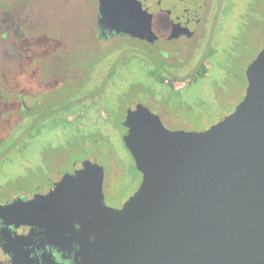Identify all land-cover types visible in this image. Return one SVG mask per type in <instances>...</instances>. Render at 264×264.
Here are the masks:
<instances>
[{
    "label": "water",
    "instance_id": "95a60500",
    "mask_svg": "<svg viewBox=\"0 0 264 264\" xmlns=\"http://www.w3.org/2000/svg\"><path fill=\"white\" fill-rule=\"evenodd\" d=\"M131 3L98 0L101 35L144 36ZM245 78L233 112L203 131L127 109L122 142L141 181L120 209L104 204L103 167L86 158L48 194L1 205L0 220L69 234L76 264H264V46Z\"/></svg>",
    "mask_w": 264,
    "mask_h": 264
},
{
    "label": "flooded vegetation",
    "instance_id": "af4514ba",
    "mask_svg": "<svg viewBox=\"0 0 264 264\" xmlns=\"http://www.w3.org/2000/svg\"><path fill=\"white\" fill-rule=\"evenodd\" d=\"M89 2L90 4L93 2L96 14L91 17L92 20H83L84 24H90V33L87 39H78L77 43L82 41L85 44L87 41H93L91 44L95 48V54L91 62L93 63L91 70L99 65L97 56L110 57L109 62L106 60L101 66V72L109 75L119 71L126 72L129 59L131 57L136 59L132 71L142 79L137 82L143 84L147 81L149 85L143 88L141 93L143 95L141 99L146 104L136 101L131 105L140 103L152 114L157 115L160 121L165 119L179 122L180 125L174 127V130L208 129L209 126L191 127L193 116L188 119L172 116L168 110V103L171 102L170 99H174L177 111L192 113L195 111V105L201 106V103L198 105V101L211 100L221 93L216 80L210 78L207 79L208 82L204 80L208 77L210 68L218 70L219 74L224 73L222 69L225 67V62L219 54L224 51L230 34L229 24L220 17L223 1L126 0L128 3L132 2L133 9L131 8L130 11L147 15L145 20H136L141 22L140 28L144 34L142 38L126 34L117 35L114 32L101 35L97 27L98 0H89ZM11 11L9 6L0 7V58L3 62L0 63V174L3 176L0 178V193L10 188V191H7L8 197L0 199V206L18 198L26 201L33 199L35 195L44 196L54 188V184L59 182L63 175L72 174L74 171L73 167H70L62 173L57 172L55 177H46L43 182L33 187L29 186L35 178L34 170H31V175L18 171L16 177L14 176L15 179H11L13 177L7 174V165H10L16 157L20 159L17 163H12L11 167L20 165L22 168H27L33 162L28 152L32 148L33 151L38 149L35 142L38 141L36 137L42 134L38 133L42 121L44 118L54 119L53 106L65 100L60 95L57 85L60 75L54 73L52 62L60 59L66 51L73 50L74 46L73 44L69 49H62L64 53H59L60 42L57 34L50 38L41 35L39 38L30 39L23 20L20 17L13 18ZM221 20H224V23L219 30ZM129 41L133 45L129 44ZM41 44L45 47L46 44L49 46L45 50L47 55L43 53V49H40ZM44 59L51 63L47 65L48 69H45V72L42 64ZM132 71L128 68L127 72ZM70 73L72 74L64 73L63 78L70 84V88L75 90L76 81L87 71L84 68H74ZM109 75H105L95 85L99 86V82L100 85H106ZM156 85L166 88L165 94H157ZM88 95L89 93L86 92L81 99L73 100L72 108L75 109L82 100L87 99ZM163 95L168 97L166 102L162 100ZM157 97L159 101H155ZM128 108L129 106L120 122L121 139L126 131L122 123ZM101 112L102 107L97 109L100 118H102ZM80 116V112L73 111L67 115L66 120L75 121ZM104 120L107 121L108 118ZM101 121L102 119H99V123L90 125V135L95 136L94 144L109 134L107 125L100 124ZM24 122H26L25 127ZM161 123L163 124L162 121ZM69 131H73L72 128H69ZM31 138L32 141H28ZM86 158L88 157L84 159ZM35 164V168L40 170V163L36 161ZM117 169L122 175L124 167ZM104 180L105 172L103 185ZM123 204L124 202L112 208L120 209ZM74 227L79 228L77 225ZM43 231L44 229L39 227L27 225L6 226L0 220V264H76L80 261L78 255L83 251L82 245L75 240H68L69 234H64L63 240H54Z\"/></svg>",
    "mask_w": 264,
    "mask_h": 264
},
{
    "label": "rangeland",
    "instance_id": "374dc122",
    "mask_svg": "<svg viewBox=\"0 0 264 264\" xmlns=\"http://www.w3.org/2000/svg\"><path fill=\"white\" fill-rule=\"evenodd\" d=\"M221 1H223L224 6L220 17H223L225 22L229 24L228 33L230 34L228 42L225 43L224 51L219 54V57L224 59L225 62V67L222 69L224 73L219 74L218 70L210 68L208 77L204 80L207 82L208 78L216 80L221 93L211 100L201 101L202 99H199L198 105L201 103V106L195 105V111L192 113L177 111V104L174 99H170L171 102L168 103V110L172 116H177L180 119H188L193 116L194 119L191 123L193 128H206V126L217 123L233 112L244 96L246 87L245 69L264 46V16L263 12L256 10L254 0ZM2 5L9 6L12 9L11 15L13 18L20 17L23 20L30 39L33 37L34 39L39 38L41 35L50 38L52 35L57 34L60 42L59 53H64L61 51L62 49H69L74 44L73 50L66 51L60 56V59L52 62L54 73L60 75L57 85L60 95L65 98L64 102L81 99L86 92L89 93L87 99L82 100L75 109L72 108L73 110H67V104L62 111L58 103L53 106L52 115H54V119L42 121L39 127L38 133L42 134L36 137L38 141L35 144L38 145V149L33 151L32 148L28 152V156L32 157L33 162L27 168H22L20 165L11 167L12 163L19 161L20 158L16 157L6 167L8 168V176L15 179L18 171L31 175V170H34L35 178L32 179L29 186L33 187L43 182L46 177H55L57 172L62 173L69 170L74 163L82 162L85 157H88L90 161L96 162L104 168V204L108 207L111 206V208L120 206L136 191L141 179L129 152L123 145L120 126L124 111L128 106L130 107L136 101L146 104L141 99L143 98L141 93L142 89L147 87L149 83L147 81H144L143 84L137 82V80L142 81V79L132 71L136 59L131 57L127 62L128 68L133 73L127 72L128 68L126 72L119 71L113 75L102 73L101 66L106 60L108 62L110 60V57L107 56H97L96 59L99 61V65L93 71L91 70V67L93 68L91 62L95 54V48L91 44L93 41H87L85 44L82 41L77 43L78 39H87L90 33V24H84L83 20H92L91 17L96 14L95 6L93 2L90 4L89 0H0V7ZM224 20L220 21L219 30L222 29ZM128 43L132 44L130 41ZM46 47L49 46L46 44ZM46 47L41 44L40 49H43L45 55H47L45 53ZM0 63L3 64L1 58ZM42 64L45 72V69H48L47 65L51 63L44 59ZM74 68H84L87 73H82L80 79H76L75 90H72L63 75H65L64 73L72 74L70 70L73 71ZM105 75H109L107 84L100 85L99 82V86H96L95 84ZM156 92L157 94H165L166 88L156 85ZM3 96L5 97V95ZM163 96L162 100L166 102L168 97ZM155 101H159L158 97ZM100 107H102V118L97 114V109ZM152 110L154 111V109ZM73 111L80 112L81 116L77 117L75 121L62 122ZM106 117L108 118L107 121L104 120ZM99 119H102L100 124L107 125L109 134L94 144L91 139H95V136L90 135V125L91 123H99ZM161 121L164 127L169 130H174V127L180 125L179 122L166 121L165 119H161ZM25 124L26 122L23 123L24 127ZM63 126L72 128V133L60 130V128L64 129ZM52 128H58L59 130L52 131ZM77 128H79V132H76ZM86 134L89 140L81 142L79 139ZM30 140L32 141V138L28 141ZM8 143L11 144V142ZM36 161L40 163V170L35 168ZM122 166L124 170L123 174L120 175L121 172L117 167ZM112 176L119 177L115 179ZM2 177L0 174V178ZM7 191H10V188L1 191L0 199L8 197Z\"/></svg>",
    "mask_w": 264,
    "mask_h": 264
},
{
    "label": "trees",
    "instance_id": "16d2710c",
    "mask_svg": "<svg viewBox=\"0 0 264 264\" xmlns=\"http://www.w3.org/2000/svg\"><path fill=\"white\" fill-rule=\"evenodd\" d=\"M254 2L256 3V10H259L260 12H263V16H264V0H254ZM251 11H253V10H251ZM252 20V19H251ZM251 23H252V21H250ZM255 24V23H254ZM72 102L73 101H67V102H64V101H62V102H58V104L61 106V108H60V110L62 111V109H64V107H65V105L67 104V106H66V109L67 110H70L71 108H72ZM57 104V103H56ZM55 106V105H54ZM68 114V113H67ZM66 114V115H67ZM65 115V116H66ZM59 116H61V115H59ZM62 117V116H61ZM46 118H44V120H45ZM62 122H69L68 120H66V118H65V120H62ZM63 128L64 129H61L60 128V130H62V131H64V132H71L72 133V131H69V127H66V126H63ZM57 130H59L58 128H56ZM76 132H79L78 131V129H76ZM75 135H76V133H75ZM79 140H81V142L82 141H88L89 139L85 136V135H83ZM93 140L94 139H91V141L93 142Z\"/></svg>",
    "mask_w": 264,
    "mask_h": 264
}]
</instances>
